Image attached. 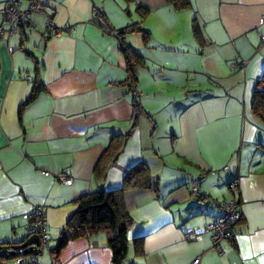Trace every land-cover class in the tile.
<instances>
[{
    "label": "crops",
    "instance_id": "obj_1",
    "mask_svg": "<svg viewBox=\"0 0 264 264\" xmlns=\"http://www.w3.org/2000/svg\"><path fill=\"white\" fill-rule=\"evenodd\" d=\"M38 1L41 12L0 38V244L25 235L26 216L41 207L44 264H113L103 232L54 251L79 199L121 189L142 163L154 187L124 194L133 221L124 264H264V123L252 110L264 0H190L184 10L166 0ZM134 24L150 39L126 38L144 58L132 90L116 33ZM127 134L117 161L98 170L113 138ZM229 202L240 220L220 253L206 229Z\"/></svg>",
    "mask_w": 264,
    "mask_h": 264
},
{
    "label": "trees",
    "instance_id": "obj_2",
    "mask_svg": "<svg viewBox=\"0 0 264 264\" xmlns=\"http://www.w3.org/2000/svg\"><path fill=\"white\" fill-rule=\"evenodd\" d=\"M166 1L177 10H184L191 7L190 0ZM95 17H100L106 27L110 29L111 26L107 18H105V15L97 11ZM140 31L142 32V29L139 27V24H134L116 33L120 52L126 61L128 73L127 86L132 90L138 83L137 70L144 65V58L128 45L126 38L128 35ZM194 32L196 35L200 34V28L196 20L194 21ZM142 34L144 42H148L150 39L149 33L143 31ZM40 90L41 87L37 86L26 104L33 101ZM134 108L135 113L142 112V107L138 103L134 105ZM252 110L256 118L264 123V76L255 88ZM129 136L130 134L115 136L113 138L110 147L98 164V170L103 167L106 170L108 166H111V164L117 161ZM153 187V178L148 168L140 163L127 172L121 189L98 191L79 199L78 208L69 218L66 230L61 235L54 254L62 250L70 241L103 232L107 236L108 246L112 252L113 264H124L129 252L128 233L133 225V221L126 209L124 194L128 189L151 190ZM2 246L3 244H0V264L15 261L23 256L22 252H17L14 255H4L1 251Z\"/></svg>",
    "mask_w": 264,
    "mask_h": 264
},
{
    "label": "built area",
    "instance_id": "obj_3",
    "mask_svg": "<svg viewBox=\"0 0 264 264\" xmlns=\"http://www.w3.org/2000/svg\"><path fill=\"white\" fill-rule=\"evenodd\" d=\"M23 1L28 3L27 8L22 7ZM43 10L42 5L38 0H7L5 8L2 10V15L7 27L0 26V38L8 35L9 37L19 33L20 28L26 26V21L29 20L32 14L39 13ZM53 33L62 34L64 30L57 29L52 24L49 25ZM13 52V49H10ZM246 64V63H244ZM61 182L66 185H72L73 180L61 175ZM230 189L236 187V182L229 184ZM194 193L197 194L196 186H194ZM221 210V216L212 224H210L206 232L211 235L214 247L217 251L222 253V244L224 242H232L235 237V227L240 220V208L236 202H229L218 205ZM29 225L26 229L28 235H39L41 238L42 247L45 248L49 241L47 232V221L44 211L41 207H36L32 213L26 216ZM189 240L195 239L197 234L193 230L187 233ZM25 258H18L15 260L16 264H24ZM200 259H196L194 264H199Z\"/></svg>",
    "mask_w": 264,
    "mask_h": 264
},
{
    "label": "water",
    "instance_id": "obj_4",
    "mask_svg": "<svg viewBox=\"0 0 264 264\" xmlns=\"http://www.w3.org/2000/svg\"><path fill=\"white\" fill-rule=\"evenodd\" d=\"M43 249L40 236L28 235L27 233L17 240L1 247V251L4 255H14L17 252H22L24 257L39 255L43 252Z\"/></svg>",
    "mask_w": 264,
    "mask_h": 264
},
{
    "label": "rangeland",
    "instance_id": "obj_5",
    "mask_svg": "<svg viewBox=\"0 0 264 264\" xmlns=\"http://www.w3.org/2000/svg\"><path fill=\"white\" fill-rule=\"evenodd\" d=\"M23 3H25L24 5H23V7L26 9L27 8V6H28V3L26 2V1H23ZM51 246L53 247V246H55L56 245V243H57V241L55 240V239H53L51 242ZM48 250L47 249H45V252H43L41 255V257H40V263L41 264H44V262H45V260L43 261V257H45L46 256V254L48 253L47 252ZM40 255H30V256H26V263H33V262H31V260L35 257V258H38Z\"/></svg>",
    "mask_w": 264,
    "mask_h": 264
}]
</instances>
